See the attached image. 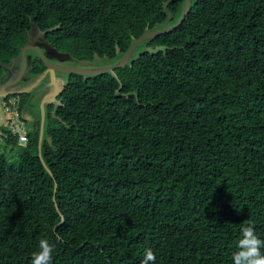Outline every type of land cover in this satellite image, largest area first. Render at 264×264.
Wrapping results in <instances>:
<instances>
[{"label": "trees", "instance_id": "obj_1", "mask_svg": "<svg viewBox=\"0 0 264 264\" xmlns=\"http://www.w3.org/2000/svg\"><path fill=\"white\" fill-rule=\"evenodd\" d=\"M183 1L0 0V63L32 25L60 26L46 41L76 60L117 57ZM145 44L167 49L118 79L70 78L43 143L51 175L40 131L0 144V264H30L41 239L51 264H141L146 249L233 264L248 220L264 240V0H191Z\"/></svg>", "mask_w": 264, "mask_h": 264}, {"label": "water", "instance_id": "obj_2", "mask_svg": "<svg viewBox=\"0 0 264 264\" xmlns=\"http://www.w3.org/2000/svg\"><path fill=\"white\" fill-rule=\"evenodd\" d=\"M191 0H184L183 5L181 8V12L179 14V17L176 20V23L172 25V27H168L170 19H168L165 22L164 27L159 31H149V26L146 28V33L142 35L139 39L134 40L128 51L124 54L123 59L116 65L112 67L107 68H101V69H83L79 67H69L64 65H54L47 62V60H54L55 62H59L60 64L75 61L76 59L72 57L68 53H59L56 49H54L50 44L46 41V35L52 32H55L60 29V26H57L55 28H52L50 30H47L45 32H41L39 28H37L35 25L31 26L30 31L27 32V41L24 47L20 50L19 55L12 59L8 65H5L3 63H0V69L2 71L0 76V130L4 128L7 117H6V111H5V101L9 96L14 95H31L33 92L37 91L39 87H41L47 78L48 75H51L53 82L48 83L47 86H50L53 90V87H56L55 91H49L50 95L52 96V99H50L48 102L53 103L55 102V109L53 111V116L56 117V112L59 106H61V100H57V96L61 94L63 89L65 88V83L60 80V78L56 75V72L60 73H66V74H75V75H84V79L87 78V76L90 75H101L106 73H112L114 77L118 79L117 74L115 73L114 69L116 68H124L128 63L131 64L130 58L135 51V49L142 43L147 42L148 40L154 39L161 35H167L172 33L175 29H177L181 23L184 21L185 17L187 16L189 9H190ZM42 49L44 53H42L40 50ZM167 49L166 46H157V47H148L146 48V52L156 55L159 52H163ZM31 52H36L39 56V59L43 62L45 65V68H47L46 72L38 77L35 81H30L31 79V57L29 54ZM117 53H120V49L117 47ZM97 59L99 57L95 56ZM79 65H82V63H79ZM60 82L62 83L61 87L58 88ZM68 83V82H67ZM67 85V84H66ZM122 88V84H120V88L117 90V93H119V90ZM62 89V90H61ZM61 90V92H60ZM48 94V93H47ZM47 94L43 95L41 98L44 100L47 98ZM128 96V95H127ZM52 100V101H51ZM27 112H25L26 115ZM26 119V117H24ZM48 127V125H47ZM46 127V128H47ZM44 124L42 123V128L40 131V137H39V156L40 161L43 165V167L46 169V171L51 175L49 169L45 165L43 158H42V151H43V143H44ZM47 141H50V138H47ZM56 192V185L54 187V196ZM53 196V199H54Z\"/></svg>", "mask_w": 264, "mask_h": 264}, {"label": "flooded vegetation", "instance_id": "obj_3", "mask_svg": "<svg viewBox=\"0 0 264 264\" xmlns=\"http://www.w3.org/2000/svg\"><path fill=\"white\" fill-rule=\"evenodd\" d=\"M171 22H169L168 27H172L173 23H171ZM148 47L149 46H147L144 42L143 47L139 51L135 52L137 49L136 48L135 51L133 52L131 58H130V61L133 62V60H135L141 54H143L146 51V48H148ZM39 50L42 53H44V51L42 49L39 48ZM125 53L126 52H124V53L120 52V53H118V56L114 57V58H108L106 55L103 57L98 56L99 59H97L95 57V59L91 60V61L75 60V61H70V62H66L63 64H60L59 62H55L54 60H47V62L50 64H54V65L59 64V65H64V66H69V67H79V68H83V69H101V68L112 67V66L118 64L123 59ZM29 56L31 57V76H30L31 79H30V81L31 80L35 81L38 77L42 76L46 72L47 68H45V65L39 59V56L36 52H31L29 54ZM11 60H9V62ZM9 62L5 65H8ZM79 63H82V65H79ZM35 65L37 68H40V69L42 68L41 72L38 74H33V72H32L33 66H35ZM128 65H130V63H128L126 66H128ZM118 69H121V68L114 69L116 74H117ZM106 74L113 76L111 72L106 73ZM56 75L60 78V80L62 79V81H64L65 88L68 85L67 82H69V80L72 76H76V77L80 76L83 80H87L88 78H92V77L97 76V75H90V76H87L86 79H84L83 78L84 75H80V74L79 75H75V74H69L68 75L66 73L56 72ZM52 79H55V78H52L51 75H48L47 78L45 79L43 85L41 87H39V89L37 91L33 92L31 95H24V96L19 95L21 98L22 104L24 101L23 106H21V114H22L23 119H24V117H26V119H24V120H26L27 126L32 131H41L42 123H43L44 124V138L45 139L48 138L46 127H47V125L48 126L50 125L51 118L60 120V119H58L57 116L56 117L53 116V111L55 109V102H53V103L48 102L50 99H52V96H48V95H50L49 91H51L52 88L50 86H47V84L48 83L51 84V82H53ZM61 85H62V83L60 82L58 88H60ZM65 88L63 89L62 92H61L62 89L60 90L61 94L59 96H57V98H56L57 100H61ZM52 91L56 92V87L55 88L53 87ZM46 94H47V98H45L43 100L41 97L43 95H46ZM61 106H62V100H61ZM61 106H59V107H61ZM25 112H27L26 115H25Z\"/></svg>", "mask_w": 264, "mask_h": 264}, {"label": "clouds", "instance_id": "obj_4", "mask_svg": "<svg viewBox=\"0 0 264 264\" xmlns=\"http://www.w3.org/2000/svg\"><path fill=\"white\" fill-rule=\"evenodd\" d=\"M247 226L240 229V238L237 242V249L233 256V264H264V240L257 237L254 230V223L251 220L246 222ZM39 251L32 254L30 264H51L54 245L48 239L39 241ZM156 256L151 249H146L141 264H155Z\"/></svg>", "mask_w": 264, "mask_h": 264}, {"label": "built area", "instance_id": "obj_5", "mask_svg": "<svg viewBox=\"0 0 264 264\" xmlns=\"http://www.w3.org/2000/svg\"><path fill=\"white\" fill-rule=\"evenodd\" d=\"M22 101L19 95L10 96L5 101L7 122L0 130V144L6 147L9 140L16 139L20 147H25L29 142L30 128L21 114ZM11 150V147L8 151Z\"/></svg>", "mask_w": 264, "mask_h": 264}, {"label": "rangeland", "instance_id": "obj_6", "mask_svg": "<svg viewBox=\"0 0 264 264\" xmlns=\"http://www.w3.org/2000/svg\"><path fill=\"white\" fill-rule=\"evenodd\" d=\"M142 47H143V43H142V44H140V45L137 47V49H136V51H135V52L139 51V50H140Z\"/></svg>", "mask_w": 264, "mask_h": 264}]
</instances>
